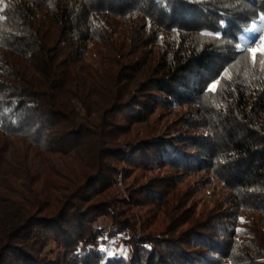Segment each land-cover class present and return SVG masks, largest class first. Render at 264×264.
<instances>
[{"label": "trees", "instance_id": "trees-1", "mask_svg": "<svg viewBox=\"0 0 264 264\" xmlns=\"http://www.w3.org/2000/svg\"><path fill=\"white\" fill-rule=\"evenodd\" d=\"M250 29L264 0H0V264H264Z\"/></svg>", "mask_w": 264, "mask_h": 264}, {"label": "snow or ice", "instance_id": "snow-or-ice-1", "mask_svg": "<svg viewBox=\"0 0 264 264\" xmlns=\"http://www.w3.org/2000/svg\"><path fill=\"white\" fill-rule=\"evenodd\" d=\"M247 31H248V35L244 38V43L239 45L238 48L240 49L247 48V50L251 51L252 59H253V62L255 63L257 53H259L260 55H264V36L257 35L256 29H250ZM257 39L260 41L258 48L248 47L249 45L256 43ZM214 88H215V85L212 86V90H214Z\"/></svg>", "mask_w": 264, "mask_h": 264}, {"label": "rangeland", "instance_id": "rangeland-1", "mask_svg": "<svg viewBox=\"0 0 264 264\" xmlns=\"http://www.w3.org/2000/svg\"><path fill=\"white\" fill-rule=\"evenodd\" d=\"M257 35H259V36H264V29H261ZM259 44H260V41L257 39L256 43L251 44V47H250V48H258ZM123 150H126L127 152H129V151L131 150V147H126V148L123 149ZM116 183H117V184H116L117 187H118V188L120 189V191L124 194L123 186H122V178H121V175H118V176L116 177Z\"/></svg>", "mask_w": 264, "mask_h": 264}]
</instances>
